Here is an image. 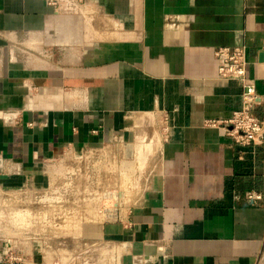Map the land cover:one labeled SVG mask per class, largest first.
I'll return each mask as SVG.
<instances>
[{
  "label": "crops",
  "instance_id": "0c3cea01",
  "mask_svg": "<svg viewBox=\"0 0 264 264\" xmlns=\"http://www.w3.org/2000/svg\"><path fill=\"white\" fill-rule=\"evenodd\" d=\"M85 1L60 15L0 0V188L36 189L65 153H138L142 188L114 218L83 216L84 241L111 247L97 264H264V200L244 196L264 194V143L207 125L241 105L242 82L218 76L221 46L247 48L264 118V0ZM16 242L0 264H70L55 243L9 261Z\"/></svg>",
  "mask_w": 264,
  "mask_h": 264
},
{
  "label": "rangeland",
  "instance_id": "374dc122",
  "mask_svg": "<svg viewBox=\"0 0 264 264\" xmlns=\"http://www.w3.org/2000/svg\"><path fill=\"white\" fill-rule=\"evenodd\" d=\"M152 126L155 131L154 122ZM134 156L105 151L85 156L65 153L49 162L50 181L36 189L0 188V243L14 240L27 249L55 243L74 252L83 236H88L80 232L85 214L106 219L105 209L116 199L119 206L118 197L128 200L134 190L142 188L139 184L148 171L142 156ZM152 158L155 164V153ZM102 196H106L103 201Z\"/></svg>",
  "mask_w": 264,
  "mask_h": 264
},
{
  "label": "built area",
  "instance_id": "2783aa9c",
  "mask_svg": "<svg viewBox=\"0 0 264 264\" xmlns=\"http://www.w3.org/2000/svg\"><path fill=\"white\" fill-rule=\"evenodd\" d=\"M51 6L57 14L75 15L82 14L85 8V0H42ZM218 62V76L227 80L242 82L241 105L232 112L228 119L221 121L210 120L207 125L217 127L241 147L258 146L264 143V118L255 113L256 107L263 103V96L257 91L254 81L247 76L249 64L248 51L245 46H221L215 50ZM245 199L252 203L264 200V194L256 191L245 193ZM116 202L110 208L105 209L108 218H114L118 214ZM105 218V217H104ZM107 218V219H108ZM14 250L5 253L4 258L9 261L21 259V247L18 242ZM12 247V245H10ZM111 247L97 241H83L74 252H67L66 262L70 264H97L99 259L109 255Z\"/></svg>",
  "mask_w": 264,
  "mask_h": 264
},
{
  "label": "bare ground",
  "instance_id": "6f19581e",
  "mask_svg": "<svg viewBox=\"0 0 264 264\" xmlns=\"http://www.w3.org/2000/svg\"><path fill=\"white\" fill-rule=\"evenodd\" d=\"M116 206H118V205L116 204Z\"/></svg>",
  "mask_w": 264,
  "mask_h": 264
}]
</instances>
